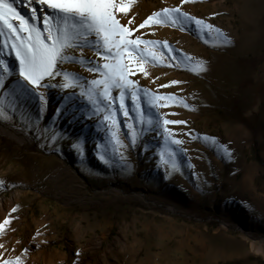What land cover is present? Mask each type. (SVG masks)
I'll return each mask as SVG.
<instances>
[{
  "label": "rangeland",
  "instance_id": "374dc122",
  "mask_svg": "<svg viewBox=\"0 0 264 264\" xmlns=\"http://www.w3.org/2000/svg\"><path fill=\"white\" fill-rule=\"evenodd\" d=\"M181 6L214 28L190 22L136 31L153 13ZM117 18L131 38L174 50L149 46L160 60L144 64L147 75L133 66L140 88L177 98L154 108L142 99L145 119L186 123L167 125L172 136L155 118L137 124L133 145L126 124H135V113L130 121L118 112L124 147L113 149L79 89H41L42 113L34 99L10 104L0 117V223L10 221L0 256L22 264H264V0H132ZM81 51L103 62L90 47L69 49ZM171 55L177 66H168L176 63ZM62 67L98 78L79 63ZM16 79L6 77L5 90Z\"/></svg>",
  "mask_w": 264,
  "mask_h": 264
},
{
  "label": "snow or ice",
  "instance_id": "6c2138e0",
  "mask_svg": "<svg viewBox=\"0 0 264 264\" xmlns=\"http://www.w3.org/2000/svg\"><path fill=\"white\" fill-rule=\"evenodd\" d=\"M18 0H0V37L3 38V49H7V55H14L17 62L10 65L6 59L0 58V117L7 118L6 109L9 105L19 104L21 99H34L42 113L47 104L43 88L79 89L78 96L83 98L89 106L91 114L100 116L105 127L110 132L113 149L117 146L124 147L119 139V112L123 117L133 120L131 113H135V124H126L129 130L127 135L134 145L139 137L136 125L152 126L155 123L164 128L169 136L173 134L167 128L169 124H182L185 121H173L163 119L162 124L155 114L145 119V110L141 107L142 99H147L151 107H155L163 100H176L173 95L167 97L158 96L150 90L139 87L138 81L130 79L134 74L133 66L147 75L144 64L157 63L160 57L149 46L161 45L169 54L174 50L167 41L145 40L141 37L131 38L133 31L128 26L121 24L117 18L118 12L127 13L132 6V0L125 3L124 0H19L25 4L28 15H22L16 4ZM194 2V0H182V3ZM193 22L200 29L212 30L213 25L203 19L191 16L182 11L181 7L164 8L149 16L139 28L143 29L152 24L182 26ZM131 23V21H129ZM42 25V27H41ZM183 30V28H182ZM220 33L219 29H216ZM93 38V39H90ZM227 42V37H224ZM90 47L99 60H92L83 56H74L69 49L79 48L83 50ZM163 54H161L162 56ZM191 61L192 57H187ZM168 66H177L180 63L176 55L170 56ZM65 63H79L88 72L98 74V78L88 79L79 73L71 72L62 67ZM197 67L204 71V62ZM15 75L14 84L5 90V79ZM57 77L61 80L56 84L51 83ZM22 78V79H21ZM180 81H172L178 84ZM170 85H162L169 87ZM117 92V95H113ZM73 92L63 99L71 100ZM127 102V103H126ZM160 106H168L161 104ZM91 118V117H89ZM143 131V128H141ZM205 140L215 138L205 137ZM172 144H182L179 139H172ZM79 147V145H75ZM230 155V154H229ZM175 153H171L174 157ZM107 163L102 155L100 157ZM175 167V160H173ZM3 181H0L2 184ZM16 209L13 208L12 212ZM9 220L0 223V233L4 231ZM3 248V244H0ZM27 252V249L25 250ZM78 255V254H77ZM0 264H22V258L3 259L0 256Z\"/></svg>",
  "mask_w": 264,
  "mask_h": 264
},
{
  "label": "bare ground",
  "instance_id": "6f19581e",
  "mask_svg": "<svg viewBox=\"0 0 264 264\" xmlns=\"http://www.w3.org/2000/svg\"><path fill=\"white\" fill-rule=\"evenodd\" d=\"M26 3V2H25ZM16 7H17V9H19V8H25V4H22V3H20L19 2V0H18V2H17V4H16ZM2 40H3V38L2 37H0V58H4V59H7L8 57H6L5 55H1V51L3 50V46H2Z\"/></svg>",
  "mask_w": 264,
  "mask_h": 264
}]
</instances>
